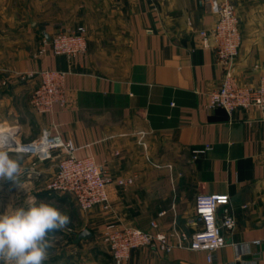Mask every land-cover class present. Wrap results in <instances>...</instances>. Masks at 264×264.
I'll use <instances>...</instances> for the list:
<instances>
[{"label": "crops", "instance_id": "0c3cea01", "mask_svg": "<svg viewBox=\"0 0 264 264\" xmlns=\"http://www.w3.org/2000/svg\"><path fill=\"white\" fill-rule=\"evenodd\" d=\"M222 1L0 0V130L14 128L15 140L27 142L49 129L113 179L133 178L107 185V207L83 212L70 195L46 190L61 151L44 161L9 152L21 174L19 183L0 180V213L35 195L70 216L52 234L44 264H114L100 238L111 222L151 230L153 221L160 232L191 234L201 227L193 223L200 194L227 196L236 222L222 230L226 244L211 262L203 251L147 246L125 264H264V112L205 106L221 71L199 31L210 30ZM228 2L242 35L236 75L254 85L264 74V0ZM78 26L86 30L85 55L37 54L53 32ZM45 69L65 73L66 102L39 114L30 105L38 77H22ZM221 216L222 206L217 223Z\"/></svg>", "mask_w": 264, "mask_h": 264}, {"label": "built area", "instance_id": "2783aa9c", "mask_svg": "<svg viewBox=\"0 0 264 264\" xmlns=\"http://www.w3.org/2000/svg\"><path fill=\"white\" fill-rule=\"evenodd\" d=\"M217 18L210 30L199 31L203 47H211L215 53L217 66L221 71V79L217 88L207 95L208 110L221 108L231 115L238 109H257L264 112V74L257 84H240L236 75V58L242 43L239 17L234 6L223 0L216 9ZM56 56H83L87 52L86 30L78 26L73 30H57L48 41L44 40L37 54L43 55L47 50ZM38 77V85L30 97L31 108L39 114L52 111L55 104L64 105L65 73L59 70H39L22 77ZM16 129L10 134H4V141L11 142L9 152L22 153L36 157L40 161L50 159L55 151L60 152L54 176L46 185L49 192H62L70 195L79 210L89 212L96 206H108L107 185L128 186L133 183L132 177L113 179L104 173L92 156L77 157L76 147L70 141H62L58 134L49 129H42L39 136L27 142L15 140ZM140 132L139 143L144 145ZM12 141H11V140ZM3 140V138H0ZM6 142V143H7ZM193 152V159L207 150ZM228 197L221 194H200L195 198L194 224L201 225L191 234L173 229L170 232L156 230V222H151V230H142L129 224L111 222L100 232L101 241L106 245L114 264H125L133 249L141 247H157L170 252L176 248L191 251H203L208 262L213 260L216 250L225 246L226 240L222 230L232 231L235 228V218L228 206ZM222 206L220 223L216 214ZM259 241H255L258 243Z\"/></svg>", "mask_w": 264, "mask_h": 264}, {"label": "clouds", "instance_id": "9594fccd", "mask_svg": "<svg viewBox=\"0 0 264 264\" xmlns=\"http://www.w3.org/2000/svg\"><path fill=\"white\" fill-rule=\"evenodd\" d=\"M20 174L19 159L0 140V180L19 183ZM69 223L59 204L27 195L21 206L0 213V264H44L53 247L52 234Z\"/></svg>", "mask_w": 264, "mask_h": 264}, {"label": "water", "instance_id": "95a60500", "mask_svg": "<svg viewBox=\"0 0 264 264\" xmlns=\"http://www.w3.org/2000/svg\"><path fill=\"white\" fill-rule=\"evenodd\" d=\"M13 145L11 144V142H7V148H9V147H12ZM90 235V232L88 231V230H85V231H83L82 233H81V237H84V238H86V237H88Z\"/></svg>", "mask_w": 264, "mask_h": 264}, {"label": "bare ground", "instance_id": "6f19581e", "mask_svg": "<svg viewBox=\"0 0 264 264\" xmlns=\"http://www.w3.org/2000/svg\"><path fill=\"white\" fill-rule=\"evenodd\" d=\"M11 129H12V128H10V127H5V128H3V129H1V130H0V136H1V134H5V133H6V134H7V133L10 134Z\"/></svg>", "mask_w": 264, "mask_h": 264}]
</instances>
